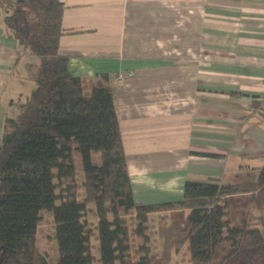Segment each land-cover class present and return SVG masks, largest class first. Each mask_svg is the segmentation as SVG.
Segmentation results:
<instances>
[{"label": "trees", "instance_id": "trees-1", "mask_svg": "<svg viewBox=\"0 0 264 264\" xmlns=\"http://www.w3.org/2000/svg\"><path fill=\"white\" fill-rule=\"evenodd\" d=\"M64 8L59 0H0L4 28L35 82L4 124L0 264H52L39 246L43 212L53 217L56 264H97L95 231L99 264H182L186 246L189 264H264V232L252 224L264 211V161L226 183L186 181L178 200L136 202L109 76L79 77L59 53Z\"/></svg>", "mask_w": 264, "mask_h": 264}, {"label": "crops", "instance_id": "crops-1", "mask_svg": "<svg viewBox=\"0 0 264 264\" xmlns=\"http://www.w3.org/2000/svg\"><path fill=\"white\" fill-rule=\"evenodd\" d=\"M59 1V53L79 77L109 76L136 202L178 200L186 181L226 183L261 166L264 0ZM27 60L0 9V145L35 87Z\"/></svg>", "mask_w": 264, "mask_h": 264}, {"label": "rangeland", "instance_id": "rangeland-1", "mask_svg": "<svg viewBox=\"0 0 264 264\" xmlns=\"http://www.w3.org/2000/svg\"><path fill=\"white\" fill-rule=\"evenodd\" d=\"M74 159H75V163L77 164V168L79 169L80 167V154L77 151H74ZM92 159L94 161L98 162V156L97 154H94ZM42 225H43V230L41 231L42 235H41V241H40V245L46 249V252L48 254V256L52 259V264H56L55 263V259L57 257V243H56V239H55V231H54V227L53 229H50L48 231L47 237L45 235V230L46 228L49 229V227H47L48 224H50V218L52 217V214L49 212H43L42 214ZM253 216V225L255 226H259L263 229L264 232V211H255ZM92 217V216H91ZM47 238V239H46ZM46 240L48 241V245L46 243ZM154 244H155V240H154ZM91 245H92V253L96 259V263L99 264L100 263V249H99V240H98V236H97V232L95 231L94 234L91 237ZM48 246V247H47ZM155 252H159V248L155 249ZM189 258H190V253H189V249L188 247H184L180 254L178 255L179 260H181L182 264H189Z\"/></svg>", "mask_w": 264, "mask_h": 264}, {"label": "built area", "instance_id": "built-area-1", "mask_svg": "<svg viewBox=\"0 0 264 264\" xmlns=\"http://www.w3.org/2000/svg\"><path fill=\"white\" fill-rule=\"evenodd\" d=\"M131 75V73H125L124 75H120V79H123L124 77H129Z\"/></svg>", "mask_w": 264, "mask_h": 264}]
</instances>
